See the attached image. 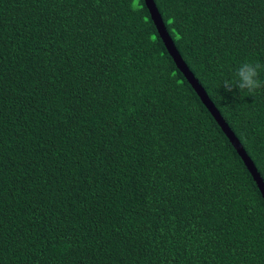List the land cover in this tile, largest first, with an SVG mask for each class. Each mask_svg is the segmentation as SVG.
Instances as JSON below:
<instances>
[{
    "label": "trees",
    "instance_id": "obj_1",
    "mask_svg": "<svg viewBox=\"0 0 264 264\" xmlns=\"http://www.w3.org/2000/svg\"><path fill=\"white\" fill-rule=\"evenodd\" d=\"M264 183V0H153ZM0 264H264V201L143 0H0Z\"/></svg>",
    "mask_w": 264,
    "mask_h": 264
},
{
    "label": "water",
    "instance_id": "obj_2",
    "mask_svg": "<svg viewBox=\"0 0 264 264\" xmlns=\"http://www.w3.org/2000/svg\"><path fill=\"white\" fill-rule=\"evenodd\" d=\"M145 3V6L147 10L149 11L150 18L156 28L157 34L162 40L167 52L169 53L170 57L172 58L173 62L175 63L177 69L184 75L187 82L190 84L192 89L195 91V93L198 95L201 103L205 106L206 110L210 113V115L213 117L214 121L217 123V125L222 130L223 134L228 139L229 143L232 145L234 150L236 151L237 155L240 157L241 161L243 162V165L245 166L246 170L252 177L254 183L257 186V189L260 192V195L264 201V183L257 172V169L255 168L253 162L251 159L247 156L245 153V150L239 143L238 139L235 137L234 133L231 131V129L228 127V125L225 123L223 118L221 117L219 111L216 109L214 104L211 102V100L208 98L207 94L205 93L204 89L201 87V85L198 83L197 79L193 76V74L190 72L186 64L181 59L179 53L174 47V44L169 37L164 24L161 20L160 14L154 4L153 0H143Z\"/></svg>",
    "mask_w": 264,
    "mask_h": 264
},
{
    "label": "clouds",
    "instance_id": "obj_3",
    "mask_svg": "<svg viewBox=\"0 0 264 264\" xmlns=\"http://www.w3.org/2000/svg\"><path fill=\"white\" fill-rule=\"evenodd\" d=\"M260 70V64L245 62L237 68L236 79H225L220 87L222 86L227 93H233L234 88L239 89V91L246 90L251 96L257 89L264 88V82L259 79Z\"/></svg>",
    "mask_w": 264,
    "mask_h": 264
}]
</instances>
